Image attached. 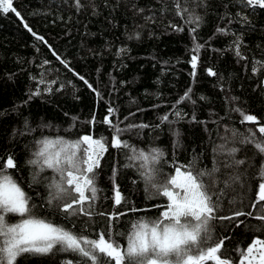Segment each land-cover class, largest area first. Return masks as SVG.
Masks as SVG:
<instances>
[{
  "label": "trees",
  "instance_id": "16d2710c",
  "mask_svg": "<svg viewBox=\"0 0 264 264\" xmlns=\"http://www.w3.org/2000/svg\"><path fill=\"white\" fill-rule=\"evenodd\" d=\"M178 2L184 5L186 0H80L79 8L76 0H13L20 16L0 12V166L9 155L15 158L19 171H9L33 203H44L48 183L44 177L52 176L46 171L40 183L29 186L32 169L26 161L35 150V142L44 137L75 139L84 134L110 138L112 132L102 121L111 107L117 111L110 119L121 128L149 125L126 131L122 139L141 150H162L166 173L173 171L172 161L186 164L198 157L200 168H211L216 162L221 169L217 187L224 190L219 199L221 215L238 209L258 214L250 205L258 190L264 155L253 144L239 141L248 135V129L256 132L258 141L264 138L256 131L257 124H241V115L233 109L239 107L264 124V9L249 7L246 0H206V6L200 8L195 7L197 0H187L203 16L202 25L191 32L193 25L176 15ZM217 28L226 34L217 33ZM237 38L243 59L235 54ZM197 43L204 47L193 77L190 61ZM208 69L217 75L209 76ZM41 74L47 81H56L51 85L53 91L29 99ZM40 87L43 90L44 85ZM189 88L190 99L176 105ZM174 105L184 113L183 119L174 115ZM165 114L169 122L161 124ZM93 117L94 125L88 123ZM25 122L34 131L22 135ZM232 129L242 136L232 139ZM223 144L238 149L235 159L244 164L225 168L232 160L214 152ZM127 162L122 152L110 149L106 154L98 177L103 192L97 210L117 211L111 179L114 166L116 183L128 200L121 210H148L123 218L114 232L127 231L124 221L128 219L158 217L162 209L152 206L166 203L163 197L148 198L136 168L124 167ZM229 174L240 179L225 189L223 180ZM37 214L90 239H96L102 230L107 232L106 218L98 215L92 220L65 218L47 208H38ZM239 220L244 221L239 227L213 222L214 236L230 237L224 251L235 264H239V249H246L254 237L264 239V223L249 217ZM116 239L126 243L123 237ZM80 259L66 252L22 258L19 264H65L69 260L76 264Z\"/></svg>",
  "mask_w": 264,
  "mask_h": 264
},
{
  "label": "snow or ice",
  "instance_id": "6c2138e0",
  "mask_svg": "<svg viewBox=\"0 0 264 264\" xmlns=\"http://www.w3.org/2000/svg\"><path fill=\"white\" fill-rule=\"evenodd\" d=\"M246 5L253 9L257 7L264 9V0H246ZM76 6L81 7L80 0H76ZM204 6L206 0H197L195 7ZM175 7L176 15L182 16L187 24L193 25L190 31L196 32L203 23V16L197 13L187 0L184 5L176 3ZM0 12H15L20 16L13 7V0H0ZM25 27L28 31H32L27 24ZM217 33L226 34L222 28H217ZM36 39L42 40V37L36 35ZM193 39L195 41L196 37L194 36ZM234 43L236 56L243 59L239 51V38ZM203 47L204 45L197 43L193 48L194 54L190 61L193 77L196 76L199 52ZM53 55L56 56V53L53 52ZM56 58L60 59L59 56ZM60 62L68 68L67 62L63 60ZM44 63L47 64L48 61ZM261 68H264V64ZM255 70L254 67V73ZM208 75L217 74L212 69H208ZM80 79L84 78L80 77ZM84 82L88 83L86 80ZM54 83L56 81H47L46 76L41 74L37 88L29 93V99L51 93L53 91L51 85ZM40 85H44L43 90ZM191 91L189 88L176 105L189 100ZM176 105L173 106L174 115L178 119H183L184 113ZM116 111L109 107L108 115L102 121L112 132L110 138L84 134L75 139L44 137L35 142V150L31 158L26 161L32 169L29 186L40 183L42 173L46 171L52 173L51 177H44L48 181L47 196L42 198L44 203L41 205L32 202V197L14 178V173L9 171L11 169L19 171L13 156L9 155L0 166V264H19L22 258L46 257L66 252L75 253L81 258L76 264H209V262L235 264V261L231 260L224 251L225 241L230 237L214 236L213 222H228V225L235 223L239 227L244 223L239 217H249L264 223V203H262L264 202V166H261L258 190L255 192L254 202L250 205L258 214L238 209L231 214L221 215L219 199L220 195L224 194V190L217 187L221 182L219 175L221 169L216 162L211 168H200L197 167L198 157L186 164L172 161L173 171L166 173L163 169L165 154L162 150L155 147L148 151L141 150L122 139L126 131L133 128L143 130L149 125H128L127 128H121L110 119L115 116ZM233 111L241 115V124H257L256 131L264 138V124H259L256 116L247 114L239 107L234 108ZM160 122L161 124L169 122V115H163ZM88 123L94 125L95 117ZM25 128L26 132L21 133L22 135L34 131L27 128V122ZM225 131L229 130L225 128ZM247 132V136H242L237 130L232 129L231 137L235 139L242 136L240 143L253 144L259 154L264 155V140L258 141L256 132L251 129ZM110 149L122 152L126 156L128 162L124 167L136 168L149 199L163 197L166 200V203L152 206L162 209L158 217L152 219L140 216L124 221L127 224V231L113 230L123 218L148 209L131 207L121 210L126 207L128 200L122 195L116 183L118 172L115 166L111 179L113 206L117 211L106 213L97 210V202L103 192L98 185V177L102 170V161ZM237 151L235 147L228 148L226 144L218 145L214 149V152L227 155L232 160L231 164L224 165L225 168H235L244 164L243 160L235 159ZM239 179L238 175L229 174L228 179L223 180L224 188H231ZM38 208L62 213L65 218L86 217L87 220H92L97 215L105 217L107 232L102 230L96 239L78 235L61 225L40 218L37 214ZM10 217L20 219L12 222ZM116 237H123L126 243L121 244ZM238 253L239 264H264V239L254 237L251 244L246 249H239ZM65 264H73V262L69 260L65 261Z\"/></svg>",
  "mask_w": 264,
  "mask_h": 264
},
{
  "label": "rangeland",
  "instance_id": "374dc122",
  "mask_svg": "<svg viewBox=\"0 0 264 264\" xmlns=\"http://www.w3.org/2000/svg\"><path fill=\"white\" fill-rule=\"evenodd\" d=\"M15 218H17L18 220L20 219L19 217H15ZM10 220H11L12 222H14V219L11 218V217H10Z\"/></svg>",
  "mask_w": 264,
  "mask_h": 264
}]
</instances>
